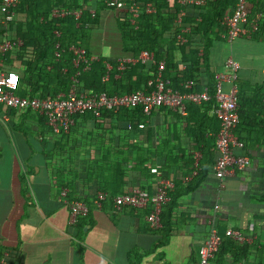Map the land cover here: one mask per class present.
<instances>
[{
  "label": "crops",
  "instance_id": "crops-1",
  "mask_svg": "<svg viewBox=\"0 0 264 264\" xmlns=\"http://www.w3.org/2000/svg\"><path fill=\"white\" fill-rule=\"evenodd\" d=\"M101 15L99 25L89 34L90 56L116 59L130 56L122 51L115 12L105 8ZM248 35L228 41L222 33L223 42H216L211 51V63L217 65L216 72H220L226 70L228 58L234 59L239 65L237 77L239 74L249 87L259 86L260 92H264V40ZM112 40L116 49L109 47ZM103 46H108L107 52L102 50ZM224 88L228 89L229 83H225ZM261 102L264 105V97ZM209 112L212 114L211 110ZM242 114L234 134L243 145L235 147L234 152L246 155L249 164L221 180L210 170L197 187L176 198L175 206L171 208L172 217L162 230L161 226H149L145 219L146 207L125 206L116 210L112 201L101 207L88 206V214L78 220L84 224L80 229L77 223L70 225L68 222L69 207L59 198L61 188L69 191L64 185L69 181L76 189L86 191L88 185H81L80 178L85 176L88 163L99 158L100 162L95 164H100L103 153L113 150L119 138L135 135V129L127 128L118 138L111 139L109 130L83 123L71 127L64 141L51 131L44 116L32 109L0 106V251L7 254L6 262L197 264L199 247L210 228L208 219L213 217L215 222L216 218L221 221L217 230L225 233L229 228L235 229L246 238L239 242L252 247L248 254L249 264H264V106L260 108L251 102V105H245ZM181 117L176 112L157 107L143 124L149 135L152 134L151 150L155 145L167 144L175 147L172 152L182 153L184 158L167 172L160 171L159 163L150 169L156 167L161 177L173 183L177 179L183 186L187 183L184 179L187 175L183 172L187 170L186 159L191 150L190 136ZM143 139L137 138L139 146H146ZM100 146L102 150H99ZM192 153L200 157L197 150ZM116 154L112 152L109 159L120 161L125 168V191L119 193L133 188L153 192L158 176L151 171L142 174L132 168L136 151L119 149ZM151 156L163 160L166 154L154 152ZM176 188L174 183L169 193ZM224 262L234 264L231 256Z\"/></svg>",
  "mask_w": 264,
  "mask_h": 264
},
{
  "label": "trees",
  "instance_id": "trees-1",
  "mask_svg": "<svg viewBox=\"0 0 264 264\" xmlns=\"http://www.w3.org/2000/svg\"><path fill=\"white\" fill-rule=\"evenodd\" d=\"M135 1L140 4V8L134 23H131L129 0L118 9L108 7L104 0H19L14 8L13 19L5 26L0 24V41L4 38L17 37L21 43L4 52L0 51V73L8 71L17 73L18 84L15 93L20 96L44 97L65 92L71 84L70 77L75 71L69 46L81 45L86 49L87 56H90L88 47L90 31L99 25L102 10L109 8L115 12L124 55L137 56L142 50L152 51L156 62L164 61L163 77L168 79L169 86L182 89L181 82L191 80L192 90H202L206 87L212 93L214 74L219 67L211 63L213 58L211 51L216 42H223L221 35L224 27L221 25V19L225 13L231 11L235 0H204L201 4L186 0ZM146 2L152 3L155 9L153 12H145ZM61 6L81 8L79 18L74 19L72 15L53 17L52 9ZM247 8L248 19L256 21V28L248 37L264 40V1L247 0ZM90 9L94 12L92 13ZM257 14L260 16L257 17ZM1 18L0 11V20ZM55 30L59 31V35L55 34ZM178 35L184 39H178ZM55 51L59 52L58 56L55 55ZM106 61L112 64L109 70L106 68ZM156 65L151 61L126 63L123 69L119 70L116 58L99 55L90 61L88 69L82 70L77 76V87L80 91L105 92L108 95L145 90L148 80L156 74ZM105 74H108L107 79H104ZM235 83L239 118L243 116L245 105H251V102L257 103L260 108L264 106L261 102L264 92H260L259 86L249 87L248 82L242 80L239 74ZM260 88L263 89L262 86ZM212 104L213 100L200 104L189 101L185 103L186 112L181 118L185 121V131L190 136L191 154L187 156L185 165L187 170L183 174L188 176L194 169L197 171L183 186H180L179 180H175L177 188L169 193L170 200L161 210V230L172 217L171 208L175 206L176 198L197 187L210 172L218 156L214 140L219 129V121L215 114L209 112ZM0 106L4 105L0 104ZM147 116L140 107L102 108L98 115L91 111L74 115L72 127L83 123L86 126L87 123L94 128L109 130L113 139L118 138L119 133L130 126V129H135L134 134L138 135L128 134L129 137L119 138V143L113 146V150L108 149L103 153L100 164H95L100 162L99 158H93L88 163L85 176L80 178L81 185H88L86 191L76 189L69 181L65 182L64 185L69 188L68 199L81 200L89 207L96 206L95 195L101 190L107 193V198L102 204L110 205L112 196L125 191L123 189L125 168L120 161L109 159L110 154L112 152L116 154L119 149L136 151V162L132 168L142 174L149 173L150 167L156 163H159L161 172H167L170 167L178 165L183 155L172 152L175 147H169L167 144L155 145L151 150L152 134L149 135L144 125L138 127V124L144 123ZM66 133L59 134L61 140H66L68 137ZM138 137L140 140L144 137L146 146L138 145ZM60 145L64 146L61 143ZM102 149L103 147L100 146L99 150ZM194 150L200 152L196 164L192 153ZM154 152H164L165 159L153 158L151 154ZM118 156L116 154L117 158ZM78 220L76 225L82 229L84 224ZM215 220L218 227L221 221L218 218ZM217 231L220 233L221 243L210 259V264H225L227 256L232 257L234 264L242 261H248L249 264L248 254L252 247L226 236L219 228Z\"/></svg>",
  "mask_w": 264,
  "mask_h": 264
},
{
  "label": "built area",
  "instance_id": "built-area-1",
  "mask_svg": "<svg viewBox=\"0 0 264 264\" xmlns=\"http://www.w3.org/2000/svg\"><path fill=\"white\" fill-rule=\"evenodd\" d=\"M128 0H104L108 7L116 9L122 7ZM128 10L130 11V22L134 23V18L139 13L140 4L135 0H129ZM185 1V0H179ZM201 4L204 0H186ZM19 0H0V11L2 18L0 24L5 26L13 19L14 8ZM145 12L151 13L155 9L151 2L144 4ZM81 8L55 7L51 11L53 17H63L72 15L74 19L79 18ZM93 13V9H90ZM249 9L247 8V0H235L233 9L230 13H225L221 19V25L224 27L223 36L226 40L231 41L238 36L248 35L256 28V21L249 20ZM59 35V31H54ZM178 39H184L178 35ZM19 38H4L0 41V51L4 52L14 45H19ZM58 45V44H57ZM69 51L72 54L71 62L74 67V73L71 75V84L65 92H59L55 96L32 97L20 96L15 93L18 84V75L14 71L0 73V104L10 107L27 109L30 108L36 113L43 115L47 126L57 135L68 132L73 123L74 115L85 111H91L98 115L102 108L112 109L119 107H140L145 115L151 113L154 108L164 107L170 111L176 112L181 116L185 115L187 101L200 104L213 100L212 113L218 118L219 129L215 135V146L218 151L211 171L213 175L222 179L226 175L232 174L237 169H242L249 164V158L246 155L235 154V147H242L243 143L238 140L234 134V128L239 121L236 93L237 86L235 79L236 71L239 67L237 61L228 58L225 62L226 70L216 72L214 74V87L211 93L206 87L202 90H192L193 82L185 80L181 82L182 89L173 88L168 85V79L163 77L164 61L156 62L154 53L148 50H142L137 56H124L117 59V69H123L126 63L151 61L156 63V74L147 82V89L140 91H130L122 94L108 95L105 92L80 91L77 87V76L82 70L89 68L90 61L95 58L87 56L86 49L78 44H71ZM58 56L59 52L55 51ZM107 70L112 68V64L106 61ZM15 77V79H13ZM108 78L105 74L104 79ZM229 83V88L225 89L224 84ZM144 124H138L143 127ZM130 128V126H128ZM195 154V160L198 159ZM158 177L156 178L154 191L149 192L145 188H133L127 192L114 195L112 205L118 210L123 206H132L138 208L146 207L147 213L145 219L150 227L159 228L161 225V210L164 204L170 200L169 191L173 188L174 183L170 179L163 178L156 167L150 169ZM197 170H193L191 175L185 176V180H189ZM59 198L69 207L68 222L75 225L80 216L88 213V205L77 199L67 198V188L62 187L59 192ZM107 193L105 191H97L94 203L97 207H101L106 200ZM210 224L209 232L200 245L199 264H210V259L217 251L221 236L217 231L213 217L208 219ZM226 236L237 241H243L246 238L235 229H227L224 233ZM6 253H0V264H8L6 262Z\"/></svg>",
  "mask_w": 264,
  "mask_h": 264
},
{
  "label": "rangeland",
  "instance_id": "rangeland-1",
  "mask_svg": "<svg viewBox=\"0 0 264 264\" xmlns=\"http://www.w3.org/2000/svg\"><path fill=\"white\" fill-rule=\"evenodd\" d=\"M112 36H113V35H112ZM107 47H108V46H103V49H102V50H103L104 52H107V51H106V50H107ZM109 47H110V48L112 47L113 49H116V43H115V41L112 40L111 43H110V45H109Z\"/></svg>",
  "mask_w": 264,
  "mask_h": 264
},
{
  "label": "snow or ice",
  "instance_id": "snow-or-ice-1",
  "mask_svg": "<svg viewBox=\"0 0 264 264\" xmlns=\"http://www.w3.org/2000/svg\"><path fill=\"white\" fill-rule=\"evenodd\" d=\"M13 79H15V77Z\"/></svg>",
  "mask_w": 264,
  "mask_h": 264
}]
</instances>
